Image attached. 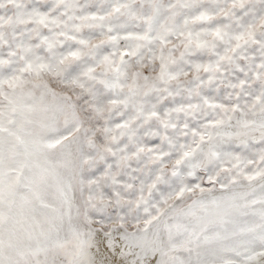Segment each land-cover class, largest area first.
<instances>
[{
  "label": "snow or ice",
  "instance_id": "obj_1",
  "mask_svg": "<svg viewBox=\"0 0 264 264\" xmlns=\"http://www.w3.org/2000/svg\"><path fill=\"white\" fill-rule=\"evenodd\" d=\"M0 264H264V0H0Z\"/></svg>",
  "mask_w": 264,
  "mask_h": 264
}]
</instances>
